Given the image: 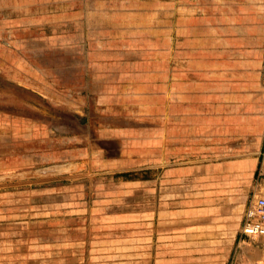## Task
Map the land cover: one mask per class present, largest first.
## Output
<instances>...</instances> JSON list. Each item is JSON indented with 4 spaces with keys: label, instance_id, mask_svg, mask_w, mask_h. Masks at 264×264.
<instances>
[{
    "label": "rangeland",
    "instance_id": "1",
    "mask_svg": "<svg viewBox=\"0 0 264 264\" xmlns=\"http://www.w3.org/2000/svg\"><path fill=\"white\" fill-rule=\"evenodd\" d=\"M258 195L264 0H0V264H250Z\"/></svg>",
    "mask_w": 264,
    "mask_h": 264
},
{
    "label": "crops",
    "instance_id": "2",
    "mask_svg": "<svg viewBox=\"0 0 264 264\" xmlns=\"http://www.w3.org/2000/svg\"><path fill=\"white\" fill-rule=\"evenodd\" d=\"M249 13L243 10V97L254 98L256 91L248 92V89L254 84H259V69L262 60V46L261 49L255 47L252 48L250 55L248 51V38H247V17ZM263 44V43H262ZM261 52V53H260ZM251 78L252 80H249Z\"/></svg>",
    "mask_w": 264,
    "mask_h": 264
},
{
    "label": "built area",
    "instance_id": "3",
    "mask_svg": "<svg viewBox=\"0 0 264 264\" xmlns=\"http://www.w3.org/2000/svg\"><path fill=\"white\" fill-rule=\"evenodd\" d=\"M241 233L246 236H264V195H258L254 203L248 208ZM250 264H264V259H255Z\"/></svg>",
    "mask_w": 264,
    "mask_h": 264
}]
</instances>
